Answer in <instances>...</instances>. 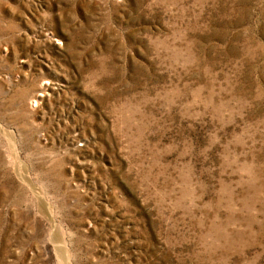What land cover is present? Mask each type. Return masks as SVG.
<instances>
[{"label": "rangeland", "instance_id": "rangeland-1", "mask_svg": "<svg viewBox=\"0 0 264 264\" xmlns=\"http://www.w3.org/2000/svg\"><path fill=\"white\" fill-rule=\"evenodd\" d=\"M0 264H264V0H0Z\"/></svg>", "mask_w": 264, "mask_h": 264}]
</instances>
